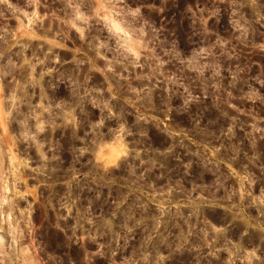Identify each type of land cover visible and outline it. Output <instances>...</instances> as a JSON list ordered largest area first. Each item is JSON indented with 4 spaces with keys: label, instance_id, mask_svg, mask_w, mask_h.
Listing matches in <instances>:
<instances>
[{
    "label": "rangeland",
    "instance_id": "obj_1",
    "mask_svg": "<svg viewBox=\"0 0 264 264\" xmlns=\"http://www.w3.org/2000/svg\"><path fill=\"white\" fill-rule=\"evenodd\" d=\"M42 2L49 5L44 9L49 12V19L44 24L36 26L43 40L23 41L27 48L28 64H24V48L10 49L9 44L0 41L2 57L0 79L4 80L6 90H10L8 86L10 78L7 80L4 73L15 72L16 78L21 82L19 89L23 104L21 111H28L26 115H31L32 104L40 100L54 108L56 105L67 106L75 96L77 85L73 82L77 77L79 85L93 90L94 94L95 89L105 88L104 98H107L111 91L107 89V81L93 68L94 63L102 66L103 62L95 61L93 54L74 36L69 37L66 33L61 36V39L67 41L68 47L60 52V57L61 61L64 59L67 62L57 66L53 73L48 72V67H52V56L60 51L55 45L46 42L52 35V30H59V22L53 23L55 17L52 13L60 11V0ZM189 2L193 7L206 6L209 11L217 5L222 8L224 18L219 25L215 20L209 21L208 24L213 30L211 42H215L217 31L225 38L231 35L227 27L226 5L220 4L219 0H199L198 4L196 0ZM183 6L184 0H181L180 8ZM246 12L249 19L253 20L260 15L252 9H246ZM181 20L184 21L186 29L190 21L183 12L175 19L169 17L168 21H162L169 26L170 41L178 34L177 26ZM11 23L14 25L15 21ZM192 31L199 42L204 35L199 22L192 25ZM179 35L181 46L184 47L183 33ZM188 43H191V40H188ZM230 47L235 52L233 58L222 54L218 57L221 77L225 78L223 80L220 77L215 78L220 81L219 99L215 98L216 93H209L208 102L201 97L200 100L193 99L185 105L188 93L173 86L169 95L161 100V106L153 110L167 113L170 108L173 115L185 113L187 119L182 118L179 122L174 119L168 128L160 129L157 135L147 131L158 127L159 118L150 122L139 120V113L136 112L139 109L129 103V95L135 96L133 88H136L143 89L140 95L151 105L153 86L150 78L141 72L139 75L134 74L130 82L120 85L115 73L108 74L109 79L116 84L118 100L112 101V107L120 119L109 120L107 124L111 126L125 123L133 133L127 137L129 156L120 160L117 168H109L106 172L98 174L96 167L90 162L89 154L85 153L84 156L79 154L78 149L81 147H86L90 151L95 147L90 138H85L83 142L79 138L100 115V111L90 105L91 100L88 97L80 102L78 115L82 126L78 133L71 125H67L54 134L46 131L40 137L50 146H54V154L60 157L49 164L50 169H56V173L53 174L55 185L53 186L50 181L49 187H40L36 194L29 197L36 204L34 217L36 234L44 237L41 245L43 260L40 264H113L112 251L115 245L109 243V236L96 233L86 225L88 238L77 239L78 236H83V231L76 228V234L73 235L74 227L69 224L61 225L66 233L64 238L63 233H58L53 227L56 223L55 212L50 209L48 201L52 200L59 204L64 194L63 185L66 177L71 176L73 170L81 174L87 172L91 177L81 185L73 182L71 186V196L82 198L79 205L82 212L90 211L93 215L107 218L112 206L128 201L123 213H117L113 224L122 232H127L129 227L133 228L132 232L127 233V237H132V246L128 247L123 240L120 241L115 264H123L126 255L138 254L140 246L145 245L150 236H155L149 246L153 258L159 251L167 255V259L156 261V264H226L228 254L224 249H232L233 244L240 248V251L236 252V257L242 256L245 248L259 246L258 255L262 259L254 261L253 264H264V205L257 200V197L264 199V131L252 132L248 127L250 123H255L256 127L264 129V21L254 23L245 39L237 40L233 37ZM50 48L52 54L46 60L48 67L40 64L34 74L35 78L30 79L31 64L37 58H44ZM74 57L85 58L88 63L81 67L76 66L75 59L73 63L71 62ZM9 60L18 67L13 68V64L8 63ZM119 70L118 68L117 71ZM185 79L192 84L189 91L195 96L196 88L202 86L196 84L192 77ZM245 94H254V103L242 99ZM96 99L99 101L102 98L97 95ZM229 100L236 103L244 115L229 109L226 103ZM130 114L137 119L134 121ZM15 119L14 115L13 121L7 127H0V137L3 138L6 148L12 147V137L19 133V125ZM29 124L31 125V121ZM230 124L233 132L225 136L224 133ZM174 132L178 135L173 136ZM107 135L110 136L111 133ZM148 136H152L153 139L149 141ZM218 146L220 150L213 156L212 152ZM17 151L21 157L31 155L34 160L38 159L35 150H29L23 144L17 146ZM137 151L140 152L139 158L136 157ZM52 154L50 153V156ZM141 161L144 163L141 164ZM228 164H231V169L227 167ZM142 170L145 176L155 178L157 181L163 177L164 184L158 182L151 184L150 181L149 185L138 183L136 178ZM241 177L246 179L242 181ZM24 180L25 191L30 186L33 188L37 186L31 174H26ZM93 180L95 183H92ZM241 183L245 192L243 199L237 191ZM145 187H152V193L145 192ZM165 189H170V192L161 206L159 193ZM97 192L100 194L98 198ZM202 196L207 197V203L210 205H219L221 210L214 211V214H206L204 204L200 200ZM88 200L92 202L91 208L87 207ZM21 206L26 207V202H21ZM137 209L142 210L143 214L139 221L133 222ZM227 222L229 225L224 232L217 233L213 230L214 225L219 227ZM157 223L162 225L160 234L155 232ZM243 231H247L248 234L243 236ZM93 235L96 237L95 240L92 239ZM99 244H104L102 251L105 253L106 262L100 260L99 255H92ZM236 257L235 264H240ZM153 258H150L149 264H152Z\"/></svg>",
    "mask_w": 264,
    "mask_h": 264
},
{
    "label": "clouds",
    "instance_id": "obj_2",
    "mask_svg": "<svg viewBox=\"0 0 264 264\" xmlns=\"http://www.w3.org/2000/svg\"><path fill=\"white\" fill-rule=\"evenodd\" d=\"M180 3L181 0H171V2L170 0H60V11L52 13V16L55 17L53 23L59 22V30H52V35L46 41L49 45H55L60 51L52 56V67H48L46 63L47 57L52 54L51 48L46 51L44 58H37L31 64L29 78H35L34 74L40 64H44L48 67V72L53 73L57 66H62L67 62L64 59L61 61L60 57V52L68 47L67 41L61 39V36L66 33L69 37L74 36L81 44L85 45L88 51L93 54L95 61L103 62L102 66L94 63L93 68L107 81V89L111 90L107 98H104L105 88L95 89L94 94L93 90L79 85L77 77V80L73 82L77 85L75 96L67 106L56 105L54 108L40 100V102L32 104L31 115H26L28 111H21L23 104L19 95L20 80L16 78L15 72L4 73L7 80L10 78V84H8L10 90H6L4 80L0 79V127H7L15 115L19 133L12 137V147L10 148L5 147L3 138L0 137V264H40V261L43 260L41 245L44 237L36 234L34 220L36 204L29 197L36 194L40 187H49L50 181L53 186L55 185L53 174L56 173V169H50L49 164L60 157L54 154V146H50L40 137L46 131L54 134L58 129L66 128L67 125H71L73 130L78 133L82 126L78 110H80V102L85 97L91 100L90 105L92 108L98 109L100 115L90 123L85 134L79 136L81 142L85 138H90V142L95 146L94 150L90 151L86 147H81L78 149L80 156L88 153L91 157L90 162L96 167L98 174L106 172L109 168H117L119 161L129 156L130 148L127 137L133 135L130 128L125 123L111 126L107 124L109 120L120 119L119 114L112 107V101L118 100V95L116 84L108 77L109 73H115L116 80L120 85L130 82L134 74L139 75L141 72L150 78L153 86L151 105L140 95L143 89L136 88H133L136 95H129V103L139 109L136 111L139 113V120L150 122L159 118L158 127L147 131L154 132L155 135L159 134L160 129L168 128L174 119L177 122L182 118L187 119L185 113L173 115L170 108L167 113L153 110L161 106V100L169 95L173 86L188 93V99L184 101L185 105L190 100H200L201 97L205 102H208L209 93H216L215 98L219 99L220 81L215 78L220 77L221 80L225 78L221 77L218 57L222 54L229 56L230 59L233 58L235 52L230 47L233 37L237 40L245 39L254 23L259 24L264 21V7H262L264 0H219L220 4L227 7V27L230 29L231 35L225 38L217 31L215 42L210 40L213 30L208 27V24L209 21L215 20L219 25L224 18L222 8L217 5L209 11L206 6L193 7L189 0H184V6L181 9ZM196 3L198 4L199 0H196ZM48 6L42 0H0V41L9 44L10 49L24 48V64H28L29 60L23 41L44 39L37 32L36 26L44 24L49 19V12L44 11ZM246 9H252L260 15L255 20L249 19ZM181 12L190 23L185 29L184 21L181 20L177 26L178 34L170 41L169 26L162 21H168L169 17L175 19ZM11 21H15V24L13 25ZM197 22L200 23L204 33L199 42L192 31V25ZM181 32L183 33L184 47L181 46V36L179 35ZM188 40H191V43H188ZM41 46L43 47V44ZM74 59L76 66L81 67L88 63L87 59L78 57H74L72 63ZM8 63L13 64V68L18 67L11 60ZM118 68L119 71H117ZM185 77H192L196 84L202 86V88H196L195 96L189 91L192 84ZM232 79L235 80V75L232 76ZM55 88L56 86H54ZM97 95L102 99L97 101ZM242 99L254 103V94H245ZM226 103L229 109L244 115L236 103L230 100ZM132 117L134 121L137 119V117ZM29 121H31V125ZM248 127L252 132L264 131V129L256 127L255 123H250ZM232 132L233 128L230 124L224 135L227 136ZM108 133L111 135H107ZM172 135L175 136L178 133L174 132ZM148 139L151 141L153 137L148 136ZM20 144L25 145L29 150L34 149L38 159L34 160L31 155L21 157L17 151V146ZM219 150L218 146L212 155L215 156ZM50 153L53 154L50 156ZM139 156L140 152L137 151L136 157L139 158ZM143 163L144 161H141V164ZM227 167L231 169V164H228ZM232 171L234 172L235 169ZM26 174H31V178L36 181L37 185L35 188L30 186L27 191L23 188ZM90 179L87 172L81 174L77 170H73L72 175L66 177V182L63 185L64 194L59 204L57 205L52 200L48 201L50 209L55 212L56 223L53 227L58 230V233H63L64 238L66 233L61 225L69 224L74 227L73 235L76 234V228L83 231V236H78L77 239L88 238L89 233L86 225L94 229L96 233L109 236V243L115 245V249L112 251L113 264H115L119 254L117 249L120 247V241L123 240L128 247L132 246V237H127V233L132 232L133 228L129 227L127 232H122L118 231L113 224L117 213H123L124 206L128 201L125 200L112 206L107 218L93 215L90 211L82 212L79 207L82 198L71 196V186L73 182L81 185L82 182ZM136 179L138 183L144 185H149V181L151 184L157 182L161 185L164 184L163 177L157 181L155 178L145 176L143 170ZM240 179L243 181L246 177ZM92 183H95V180ZM144 191L151 194L153 189L145 187ZM237 191L243 199L245 195L243 183L240 184ZM168 192L170 189L162 190L159 193L161 206L167 200ZM99 195L97 192V198ZM200 200L204 204L206 214H214V211L221 210L219 205L212 206L207 203L206 196L200 197ZM257 200L261 205H264V199L257 197ZM21 202H26V207H22ZM91 203V200H88V208H91ZM136 214L133 222L139 221L143 214L142 210L137 209ZM228 225V222L219 227L214 225L213 230L217 233L224 232ZM161 227V223H157L155 232L160 234ZM247 234V231L242 233L243 236ZM30 236L31 239H29ZM92 239H96L95 235L92 236ZM153 239L155 236H150L146 244L140 246L138 254L126 255L123 264H149L150 258H153V253L149 250ZM208 244L210 245L211 242ZM103 248L104 244H99L92 255H99V259L106 262ZM232 249H224L228 254L226 264H235L234 257L240 248L233 244ZM259 251V246L245 248L243 255L236 258L240 260V264H253L254 261L262 259L258 255ZM211 254L215 255V253ZM165 259H167V255L163 251H159L152 259V264Z\"/></svg>",
    "mask_w": 264,
    "mask_h": 264
}]
</instances>
